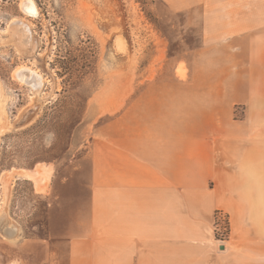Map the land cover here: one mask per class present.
<instances>
[{"label":"crops","instance_id":"obj_1","mask_svg":"<svg viewBox=\"0 0 264 264\" xmlns=\"http://www.w3.org/2000/svg\"><path fill=\"white\" fill-rule=\"evenodd\" d=\"M164 1L199 44L165 79L136 91L118 78L89 97L108 120L92 128L87 181L64 177L48 238L66 264H264V0Z\"/></svg>","mask_w":264,"mask_h":264},{"label":"rangeland","instance_id":"obj_2","mask_svg":"<svg viewBox=\"0 0 264 264\" xmlns=\"http://www.w3.org/2000/svg\"><path fill=\"white\" fill-rule=\"evenodd\" d=\"M20 1L0 0V264H66V246L48 238V211L62 210L64 177L76 187L87 181L92 128L108 120L96 118L89 97L104 83L111 90L118 78L140 91L144 76H171L200 35L187 26L189 15L164 0H34L35 18ZM23 19L28 28L17 43L4 30ZM21 65L41 74L37 92L13 77ZM48 165L54 166L48 194H38L43 187L27 174L49 172Z\"/></svg>","mask_w":264,"mask_h":264},{"label":"bare ground","instance_id":"obj_3","mask_svg":"<svg viewBox=\"0 0 264 264\" xmlns=\"http://www.w3.org/2000/svg\"><path fill=\"white\" fill-rule=\"evenodd\" d=\"M20 9L21 11L30 17L35 18L39 11H38V6L36 4V2L34 0H21L20 1ZM17 20V19H16ZM24 19L15 21L13 20L12 22H10L7 26V30H4V32L6 34L9 33L10 36H14L17 39V43L20 42V39L22 38V36L25 34L26 32V25L23 22ZM29 23V22H28ZM28 28V27H27ZM4 32L2 34H4ZM25 39V38H23ZM3 40V39H2ZM22 43V42H20ZM27 43V40H26ZM29 43V42H28ZM31 43V42H30ZM29 43V44H30ZM22 45V44H21ZM26 47H29L27 45H25ZM22 48V46H20ZM19 47V49L21 50V48ZM25 48V47H24ZM18 49V50H19ZM26 50V49H25ZM13 77L18 80L19 82L26 84L28 86H30L31 90L34 92H37L38 90H36V87H40L41 86V82H42V76L41 74H39L35 69L29 67V66H18L14 69L13 73H12ZM30 82V83H27ZM1 108V107H0ZM1 116H0V122H1ZM5 121V120H4ZM3 123H0V132L3 129L2 125ZM25 173V172H23ZM6 174V173H5ZM27 174V172L25 173ZM49 172L47 171H42L39 172L38 170H31L27 176L34 181L35 183V187L36 189H40L41 187H43V185L46 183L47 179L49 178ZM5 177V176H4ZM3 179V178H2ZM8 179V178H7ZM3 185L4 188L6 187V179H3ZM5 190V189H4ZM4 211L3 209L0 210V216L4 215ZM4 218V217H3ZM1 220V219H0ZM15 230V229H14ZM9 235H12V232H14L13 230H11L10 228L5 230Z\"/></svg>","mask_w":264,"mask_h":264},{"label":"built area","instance_id":"obj_4","mask_svg":"<svg viewBox=\"0 0 264 264\" xmlns=\"http://www.w3.org/2000/svg\"><path fill=\"white\" fill-rule=\"evenodd\" d=\"M226 214L222 211L217 210L214 213V235L216 241L223 244L225 241L228 240L229 237V219ZM228 221V229L226 228V223Z\"/></svg>","mask_w":264,"mask_h":264},{"label":"water","instance_id":"obj_5","mask_svg":"<svg viewBox=\"0 0 264 264\" xmlns=\"http://www.w3.org/2000/svg\"><path fill=\"white\" fill-rule=\"evenodd\" d=\"M27 83H30V82H27Z\"/></svg>","mask_w":264,"mask_h":264}]
</instances>
